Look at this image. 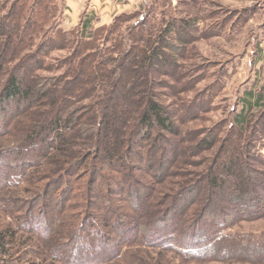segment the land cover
Returning <instances> with one entry per match:
<instances>
[{
    "label": "trees",
    "instance_id": "obj_1",
    "mask_svg": "<svg viewBox=\"0 0 264 264\" xmlns=\"http://www.w3.org/2000/svg\"><path fill=\"white\" fill-rule=\"evenodd\" d=\"M36 7L34 18L30 14L26 17L30 13L27 2L16 0L0 17V78L6 75L0 91V141L11 138L14 124L22 120L25 126L20 134H14L19 139L15 147L6 151V160L0 159V214L8 212L9 203L16 204V212L21 213L13 223L0 224V264H38L34 260L38 256L40 264H137V255L130 249L143 247L173 252L183 260L198 263L241 260L264 264V233L232 231L238 221L264 216V162L239 153L243 149L248 154L254 144L250 140L244 145L237 141L226 154L216 153L197 178L186 185L177 184V190L164 194L170 191L166 181L171 177L169 170L184 160L190 149L185 148L175 117L165 106L150 96L130 130L126 129V117L133 114L131 105L125 106L127 110L122 115H115L102 103L97 114L94 107L87 105L65 114L68 91L74 99L80 92L87 99L90 94L84 93L87 85L95 88V73L106 75L108 68L100 67L103 65L96 63V57L107 33L116 40L113 48L105 51L124 60L115 86L127 90L125 99L139 97L135 69L141 65L144 51L136 43L142 34L128 37V48L123 44L120 32L126 19L122 13L108 27L100 26L88 35L82 33V28L86 29L90 22L80 23V29L69 32L57 30L61 38L67 33L72 36L68 43L74 58L80 59L78 76L82 75L86 85L79 90L83 84L74 82L79 80L75 76L67 91L60 92L54 78L48 88L45 80L35 75L28 77L37 67L29 66L26 56H22L50 20L47 2L43 0ZM135 14L138 20L143 18L141 13ZM28 22L31 24L26 25ZM145 60L149 62L151 57ZM114 61L118 56L107 63ZM7 64L14 66L6 72ZM260 100L262 97L255 101L258 109L263 107ZM143 103L141 100L138 106ZM252 105L245 107L250 109L247 113ZM246 122L245 113L234 117L241 131ZM248 124L253 130L264 129V110L255 119H248ZM214 127L200 131L202 137L192 144L194 155L215 147L223 124ZM150 135L152 160L142 171L139 163L143 160H138L135 145L140 147ZM139 174L163 192L145 188ZM10 187L17 194L27 193L29 198H5L2 194H7L4 190ZM113 198H120L119 203ZM32 241L34 244H29ZM31 251L35 256L28 259Z\"/></svg>",
    "mask_w": 264,
    "mask_h": 264
},
{
    "label": "rangeland",
    "instance_id": "obj_2",
    "mask_svg": "<svg viewBox=\"0 0 264 264\" xmlns=\"http://www.w3.org/2000/svg\"><path fill=\"white\" fill-rule=\"evenodd\" d=\"M15 1L0 0V17ZM24 1L27 2L30 11L26 17L30 14L31 18H34L38 12L36 4L43 0ZM44 1L47 2L46 11L50 20L40 30L38 39L22 51L24 52L22 56H26L29 66L32 64V67H37L28 77L35 75L45 80L41 81V84L43 82L49 84L48 88L56 79L60 92L62 89L67 91L73 77L78 76L81 64L80 59L74 58V51L68 43L72 36L67 33L65 38H61L56 32L80 29V23L83 25L84 22H90L86 29L82 28V33L91 34L98 28L97 16L94 11L87 10L89 6L85 1L87 3L79 6V12L74 17L76 19L74 25L78 26H74L70 20L72 12L69 14L66 11L65 0ZM130 6L121 14L125 15L126 23L120 33L127 48L130 45L128 37L132 39L133 33L142 34L141 41L136 43L144 51L142 61L139 62L141 65L135 69L138 74L136 84L139 97L125 99L127 90H122L120 86L116 88L115 83L118 82L117 77L123 69L124 60H119L120 55L105 51L107 48H113V40H116V36L107 33V38L103 37L101 40L97 51L99 54L96 57V63L101 62L103 65L100 67L108 68L106 75L102 76L99 71L95 73L98 79L94 89L87 85L88 91L84 93L85 96L90 94L87 99L83 98V92L74 99L68 91L65 97H68L66 103H69L65 105V114L85 105L94 107L97 114L100 111L98 105L102 103L115 115H122V112L127 110L125 106L131 105L129 109L133 114L126 117L128 126L126 129L130 130L139 119L141 108L150 96L165 106L171 116L175 117L178 130L185 139V148L190 149L184 160H179L175 167L169 170L171 177L166 181L169 182L170 191L164 194L177 190V184L186 185L190 180L197 178L211 164L216 153L217 156L226 154L237 141L244 145L245 141L250 140L255 146L248 154L240 149V156H249L250 160L264 162V129L253 130L254 127L250 128L248 124V119L249 121L255 119L259 111L264 110V0H138ZM135 13H141L143 18L138 20L134 16ZM116 56L118 61L107 63V60ZM147 57H151L149 62L145 60ZM13 66L14 64H7L4 68L7 72ZM78 77L79 80L74 82L83 84L79 88L82 90L86 85L82 75ZM5 80L6 75L0 78V91ZM74 86L71 85L72 89ZM73 94L76 95L77 91ZM258 97H262L259 101V105H263L262 109H258L255 104ZM141 100L144 103L138 106ZM250 103L253 104L252 110L247 113L250 109L247 110L245 107ZM241 113H245L247 117L242 131L234 124V117ZM21 123L22 120L12 126L9 136L11 138L1 139L3 140L0 141L1 160H6L4 157L8 155L6 151L16 146L15 140L19 137L14 134H18V131L20 134L25 127ZM220 123L223 124V129L217 133L218 142L215 147L209 152L194 155L192 144L202 137L200 131L207 132ZM202 134L204 136L206 133ZM125 138L122 139L123 143L126 142ZM151 140L153 135H150L146 143H141L140 147L135 145L138 160H143L139 163L142 171L148 168L147 164L152 160L149 158ZM243 159L245 160L244 157ZM255 166L260 168L259 165ZM137 176H140L145 188L154 187L156 193L163 192L149 178L142 174ZM11 191L10 187L4 190L7 194L2 195L5 198L21 197L22 200L29 198L25 192L17 194L19 192ZM113 200L118 204L120 198ZM102 201L103 199L98 203ZM6 208L8 212L0 214V224L10 223L13 218L18 219L21 216V213L16 212L18 209L16 204L9 203ZM232 231L256 235L264 233V216L238 221ZM29 244H34V241ZM29 248L32 250L34 246ZM130 250L137 255V264H250L241 260L229 263H198L183 260L173 252H159L158 249L143 247ZM33 252L27 254L28 259L35 256ZM34 260L40 264L41 257L38 256Z\"/></svg>",
    "mask_w": 264,
    "mask_h": 264
},
{
    "label": "crops",
    "instance_id": "obj_3",
    "mask_svg": "<svg viewBox=\"0 0 264 264\" xmlns=\"http://www.w3.org/2000/svg\"><path fill=\"white\" fill-rule=\"evenodd\" d=\"M135 1L138 0H65V5L67 7L66 11L69 14L72 12L70 20L72 21L71 24L74 25V23H76L74 17H76L79 12V6L87 3L89 6L87 10L94 11V14L97 16V26L100 27L104 25L108 26L115 16L124 13V9H126V7H131L130 5L133 3L135 4ZM74 26H77V24Z\"/></svg>",
    "mask_w": 264,
    "mask_h": 264
}]
</instances>
